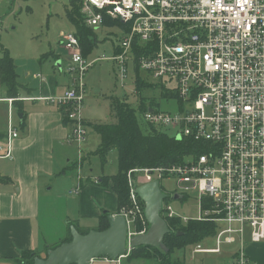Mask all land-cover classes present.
I'll return each instance as SVG.
<instances>
[{
    "label": "built area",
    "instance_id": "obj_1",
    "mask_svg": "<svg viewBox=\"0 0 264 264\" xmlns=\"http://www.w3.org/2000/svg\"><path fill=\"white\" fill-rule=\"evenodd\" d=\"M83 5L87 26H100L108 18L124 27L118 41L121 53L112 58L120 67V78L133 64L165 89L166 83L173 84L168 90L181 114L151 109L143 120L173 132L177 140L199 143L205 151L185 164L127 173L129 208L134 205L122 214L127 239L149 228L136 189L175 179L179 191L160 188L165 195L160 216L187 223L190 219L173 213L165 200L191 196L199 207L194 220L212 222L217 229L215 248L196 245L193 253L220 255L221 245L234 246L230 264H252L245 254L246 242L264 241V0H83ZM61 44L74 65L70 72L82 76L90 65L78 39L65 34ZM13 101L0 100L9 106ZM56 101L77 108L82 94L69 91ZM16 138L9 126L0 159L10 158ZM74 139L83 140L81 129L75 130ZM137 224L141 230L134 231Z\"/></svg>",
    "mask_w": 264,
    "mask_h": 264
},
{
    "label": "crops",
    "instance_id": "obj_2",
    "mask_svg": "<svg viewBox=\"0 0 264 264\" xmlns=\"http://www.w3.org/2000/svg\"><path fill=\"white\" fill-rule=\"evenodd\" d=\"M70 1L68 0L64 7L66 16L70 9ZM82 4L83 0H79V14L83 20H81L82 27L87 28V31L90 32L85 39H88V43H93L91 47L86 46L85 48L79 44L84 59L82 51L86 52L85 55L90 53L95 47V42L90 38L93 28L85 23V15L81 11ZM104 20H107L102 23L105 27L119 25L123 31L125 30L118 21L108 18ZM69 23L74 26L70 21ZM65 34H72L78 39L79 31L75 28V33L67 32ZM60 39L62 41V37ZM118 45L112 57L118 54L116 53L119 49ZM0 51V58L6 52L12 60L14 83L18 90L15 97L12 98L14 99L13 104L6 105L7 113L2 118L3 128L0 129L1 136L3 135L0 140L2 149L0 155L6 152L5 141L8 127L10 126L18 134V138L11 141L10 158L0 159V264H23V261L20 260L23 252H31L36 254V257L44 258L48 250L67 243L68 238H71V226L78 233L80 231L88 233L92 230L98 231L96 229L103 214L122 216L124 208L118 210L117 196L112 190L111 182L104 183L102 181L103 177L117 174H102V163L106 161V156L110 151L103 158L97 154L100 139L94 129L95 125L115 122L110 104L112 98H119L111 97L108 100L109 123L98 122L92 125L98 143L96 150L89 154L97 155L98 161L93 160V157L90 161L89 154L87 158L82 159L77 155L75 144L79 151L81 142L85 140L83 127L86 123L81 118L85 95L83 80L79 82V77L75 78L76 73H72L75 74L72 81L64 80L66 87L59 91L63 81L55 72L42 76L38 72L30 74L23 70L20 74L16 68V61L10 56L9 51L5 48H0ZM64 55L69 54L60 43V46L56 47L52 54L53 60L59 62V58ZM68 64L70 67L71 61ZM59 67L60 65L56 64V68L59 69ZM67 71L71 73L68 68ZM117 77L120 78L119 74ZM133 83L136 85V80ZM32 84H35V87ZM121 84L124 85V82L122 81ZM1 89L5 95V88L1 87ZM69 91L82 94V102L77 108L71 104H60L56 101ZM33 92H38L35 98L32 97ZM164 96L170 99L169 96ZM146 106L145 111L155 110L149 100H147ZM14 108L18 114V124L13 123L12 111ZM145 111L141 116L142 120ZM72 114H74V118L70 117ZM144 123L146 122L144 121ZM76 129L83 131V140L80 142L74 139ZM72 190L76 191L74 196L69 195ZM174 197L172 199L180 201L179 197L176 196V199ZM194 203L196 202L194 201ZM136 226L133 228L134 231H137ZM216 232L217 229L212 237L215 238ZM251 245L250 243L245 246L249 261L252 264H264V244L261 242ZM131 250L115 261L97 258L90 264H132L134 261H139L127 259ZM144 261L149 264L154 262L153 259Z\"/></svg>",
    "mask_w": 264,
    "mask_h": 264
},
{
    "label": "rangeland",
    "instance_id": "obj_3",
    "mask_svg": "<svg viewBox=\"0 0 264 264\" xmlns=\"http://www.w3.org/2000/svg\"><path fill=\"white\" fill-rule=\"evenodd\" d=\"M67 1L68 0H0V48H5L9 51L10 56L16 61V68L20 74H22L23 70L28 71L30 74H32V72H38L42 76H47L55 72L63 81L59 91L66 87L64 80H70L71 82L75 75L68 71V73L66 72L67 68L71 69L74 66L70 65V67H68L70 55L61 56L59 62H55L52 57L55 48L60 46V38L63 34L67 32L75 33L74 26L69 23L65 14L64 7ZM83 10L84 5L82 4L81 11L83 12ZM118 23L121 24L120 22ZM92 28L90 38L94 40L95 47L87 55H85L86 52L82 51L84 61L90 66L82 76L78 73L75 75L76 79L79 77V82L83 80L85 84L84 106L81 108V118L84 123H86L83 127L85 130V140L81 142L82 144L79 151L75 144V148L78 152L77 155L82 159L87 158L89 152L92 153L97 148L98 139L94 134L92 125L98 122L109 123L107 103L111 97H117L133 108H136L143 99L141 97L139 98V96H144L149 98L151 106L157 111L181 114L180 105L170 100L174 96V93L168 90L173 88L172 83H166V89L163 87L166 92H169L166 93L170 97L169 99L160 92L161 89L157 88L143 89L142 92H140L137 87V82L136 85L133 83L137 79V76L146 84L150 83L153 87L162 86L159 85V81L155 80L152 76L136 71L133 64H128L127 72L124 73L123 77L118 79L117 74L120 73V67L111 59L118 45L117 39L121 37L123 32L119 25L105 27V25L101 24L100 26ZM87 32L90 33L89 31ZM116 53L120 54L121 50L118 49ZM56 64L60 65L59 69L56 68ZM28 81L30 82V79H28ZM122 81L124 85L121 84ZM35 84H32V86L35 87ZM32 94V97L35 98L38 92H33ZM1 97H3L2 99H12V97H5L3 89L0 87V100ZM7 104V102L0 103V129L3 128L2 118L6 116ZM17 116V111L14 108L12 111L14 124H18ZM138 122L141 126H146L141 118V114L138 115ZM160 131L168 135H172L173 133L168 130ZM114 151H110L106 156V161L102 163L103 175L116 174L118 171L116 152ZM92 157L95 161L99 159L97 155L92 156L89 154L90 161ZM159 184L162 192L173 193L175 190L179 191L176 187L175 179H163ZM69 195L74 196L75 194ZM165 203L170 204L173 213L190 220L196 219L199 214V207L194 203L191 196L184 197L180 201L167 198ZM131 207L133 208L134 205L132 204ZM132 208L127 206L124 208L123 212L129 211ZM126 220L128 228L131 229V218L127 217ZM248 244L250 243L246 242L245 246ZM262 244H264V241H262ZM215 245L216 242L214 237H209L200 243L201 248L206 249L215 248ZM194 247L193 245L182 250H176L174 257L186 264H230L235 252L234 246L221 245L220 255L194 254ZM244 250L247 256V248ZM153 256L156 255L154 254ZM132 264L149 263L144 260H139L134 261ZM153 264H158V262L154 260Z\"/></svg>",
    "mask_w": 264,
    "mask_h": 264
},
{
    "label": "trees",
    "instance_id": "obj_4",
    "mask_svg": "<svg viewBox=\"0 0 264 264\" xmlns=\"http://www.w3.org/2000/svg\"><path fill=\"white\" fill-rule=\"evenodd\" d=\"M68 20L79 31L78 41L82 48L91 47L93 43H88L87 28L82 27V17L79 14V0L70 1V9L67 12ZM83 21V20H82ZM105 22L107 20H104ZM89 31V30H88ZM14 72L12 60L6 52L0 58V85L4 87L5 97H15L17 87L14 83ZM137 87L141 92L143 89H161L163 95L168 96L163 87L155 86L143 82L139 76L136 79ZM165 92V94H164ZM140 101V104L133 108L126 102L112 98L110 109L114 116L113 124H98L94 129L99 136L100 144L97 154L102 158L111 150L117 154L116 175L103 177L102 181L112 184V190L117 196L118 210L129 206V188L126 175L128 171L135 168H149L155 166H172L185 164L189 158H195L205 151L202 145L194 141L183 138L177 140L173 135L160 131L157 128L144 123L141 126L138 122V115L143 114L146 109L145 103L149 100L146 97ZM146 98V99H144ZM144 122V121H143ZM3 135L0 133V140ZM107 214L102 215L100 224L96 230L102 231L108 228ZM169 233L163 238V244L167 252L159 248L148 246H139L133 248L127 259L129 260H155L158 264H186L174 257L176 250H182L190 246L200 244L205 239L212 237L216 226L212 222H199L190 220L183 223L180 219H165ZM141 224H137L136 230H141ZM82 235L86 231H80ZM69 237L66 242H70ZM156 256H153V255ZM36 254L23 252L20 260L23 264H32Z\"/></svg>",
    "mask_w": 264,
    "mask_h": 264
},
{
    "label": "water",
    "instance_id": "obj_5",
    "mask_svg": "<svg viewBox=\"0 0 264 264\" xmlns=\"http://www.w3.org/2000/svg\"><path fill=\"white\" fill-rule=\"evenodd\" d=\"M136 194L144 203V217L149 225L143 235L127 239L125 218L121 215L107 216L108 228L89 231L82 235L70 227L71 241L48 250L44 258L36 257L32 264H90L97 258L115 261L139 246L159 248L167 252L163 238L169 233L166 221L160 216L165 195L157 181L136 189ZM176 199V196L174 197Z\"/></svg>",
    "mask_w": 264,
    "mask_h": 264
}]
</instances>
